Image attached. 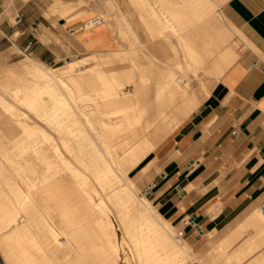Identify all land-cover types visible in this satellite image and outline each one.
Segmentation results:
<instances>
[{
    "label": "bare ground",
    "instance_id": "1",
    "mask_svg": "<svg viewBox=\"0 0 264 264\" xmlns=\"http://www.w3.org/2000/svg\"><path fill=\"white\" fill-rule=\"evenodd\" d=\"M124 22L114 34L131 47L118 61L94 52L89 66V56L60 67L30 54L10 65L0 60V264H118L124 247L125 264L195 258L151 200L138 196L134 180L156 165L153 153L165 138L208 101L207 76L219 80L227 66L205 62L183 39L185 26L170 24L175 16L156 35L145 22L151 39L176 34L182 53L173 70L159 68L150 95L144 87L152 77L138 75L131 55L138 36L129 31L131 19ZM65 44L83 49L75 37ZM259 223L264 228V219Z\"/></svg>",
    "mask_w": 264,
    "mask_h": 264
},
{
    "label": "crops",
    "instance_id": "2",
    "mask_svg": "<svg viewBox=\"0 0 264 264\" xmlns=\"http://www.w3.org/2000/svg\"><path fill=\"white\" fill-rule=\"evenodd\" d=\"M218 1L225 3L223 13L251 49L239 56L231 36L219 25L185 26L183 39L205 62L219 61L227 67L211 100L182 121L153 153L165 159L164 171L160 172L159 181L147 184L166 219L183 232L193 253L204 248L206 233L226 232L233 223L243 222L257 204L264 203V0ZM132 4L139 7V19L144 23L162 24L172 16L177 22L212 23L200 16L183 21L179 10L173 8L166 10L169 17H161L155 10H146L144 0H133ZM207 4L214 1L198 0L191 6ZM160 5L164 6V1ZM122 13L125 24L130 14L126 10ZM90 16L94 13L86 11L74 20H60L55 27L38 10L37 24L27 18L22 25L30 34L34 24L37 28L43 24L55 32ZM21 17L18 14L16 23L22 21ZM159 29L161 26L155 28ZM74 37L85 51L116 46L114 31L105 22ZM93 41L99 44L92 45ZM69 50L78 53L74 48ZM173 152L178 156L168 159ZM191 220L200 232L188 223Z\"/></svg>",
    "mask_w": 264,
    "mask_h": 264
},
{
    "label": "rangeland",
    "instance_id": "3",
    "mask_svg": "<svg viewBox=\"0 0 264 264\" xmlns=\"http://www.w3.org/2000/svg\"><path fill=\"white\" fill-rule=\"evenodd\" d=\"M131 1L132 0H0V60L2 59V62L10 65V63L15 64L21 59L25 58L27 54H30L32 57L37 58L45 65L60 67L71 61L72 59H76L77 57L86 58L89 56L88 58H86L87 61L85 63L86 66H89L91 64L90 56L92 55V52H94L100 55L103 60L111 59L114 61H118L124 56V51L130 50L129 47H131V45L129 44L127 46H124L123 44L127 41L120 37H116V46L108 50L85 51L84 49H82L78 50V53H74L69 50L70 47L64 43L67 42L68 38H74V36L78 34L73 33V35H71L72 32H70L69 30L75 28V26H77L82 21L68 26L65 30H57L55 32L50 31L43 24H39L38 28L34 24L30 29L32 32L31 34L29 33V29L24 30L25 26L22 25V23H24L23 20L29 18V20L35 21V23L37 24L36 17L38 10L42 13V16L55 27L59 25L58 22L60 20L62 21L63 19L68 22V17L72 18V16L76 15L78 12L81 13L82 11L83 13H78L79 15H82L86 11H92L94 13V16L102 17L105 20V23L110 28H112L113 31H116L114 30V28L117 25L124 27L121 17L123 16L122 12L126 10V12L130 14L131 18V29H129V31L136 33L138 36L137 44H135L136 46H133V52L135 53L131 55L134 59L135 65L137 66L138 75L144 74L152 77V79L149 77L152 82L151 85L148 87H144V89L149 90L150 95H152V91L155 90V81L158 79V77H156L158 76V73L164 72L162 68H164L165 71L173 70L172 68L175 67V62L179 59V61H181L180 55L182 53L180 51L178 42L179 40H177L178 37L175 36L176 34L171 35L172 37L170 39L164 41L156 40L155 38H149L148 33L150 29L148 30L147 27L145 29L144 22L139 19V7H137L136 4H132ZM144 1L147 4L146 10L148 9L149 12H153L155 10L161 17H169L170 15L166 10L168 8H173L179 10V17L183 19V21L186 17L196 18L197 16L212 21V23L176 22L170 23L171 25L195 27L219 25L221 28H225L229 36H231V42L235 43L234 47L237 52H239V56L242 53L246 52L248 49H251L243 40L241 35L242 33L240 34V30H238V28L233 25L223 13V6L225 4L224 2L212 0L214 1V4L192 7L191 5L196 1L198 2V0ZM159 1H164V6L160 5ZM196 10H205L206 12L210 11L213 13L198 14L195 12ZM17 14H20L22 16V21L19 23H16L15 19ZM91 17L93 16L83 18L82 20H87ZM148 24L153 26V29L151 28L153 30V35L157 34L155 28L162 26L161 23L155 21H149ZM198 31L201 32L202 30ZM120 35L121 34L119 33V36ZM117 42H122V44H117ZM157 43H162V46H159ZM169 43L176 44L174 47V49L176 50L175 53L169 52L171 51ZM39 44H41V47L39 46ZM178 49L179 51H177ZM146 51L148 54H145ZM179 52L181 54H179ZM52 56L54 57V59H51ZM239 56H237V58ZM159 68H161L163 71H160ZM178 71L176 70L177 75L180 74V69ZM198 71L199 74L204 75V73H202L203 69H198ZM151 74L154 75L151 76ZM207 77H209V81L212 82L210 98L208 99L209 101L215 93L221 77L219 78V80L212 74H209ZM208 101H203L199 105V107L204 105ZM177 156L178 153L173 152L168 157V159L176 158ZM156 159V165H153L149 170H147V172H145V175L139 176L134 181H136V184L138 186V196L148 197L154 204L155 208L161 212L163 217H165L161 207H159L158 205V202H155L156 196L154 192L146 193L147 184L152 183L153 181H159L160 172L164 171L165 159L157 157ZM259 206L260 203L255 206L253 211L258 210ZM253 211L251 212V214L253 213ZM109 217L116 227L117 235L121 236L120 231L118 230V222L116 218L112 213H109ZM246 219L243 222L233 223L226 232L218 233L216 231H212L206 233L207 242L202 251L200 253H195L196 259H192V257L186 256L184 264H194L195 261H197L199 264H264V228H262L259 223V220L264 219V216L256 211L252 215V217L247 219V221ZM174 231L175 237L178 241H180V238L184 240L183 236H179L177 234L179 230L175 226ZM123 250L120 251L118 264H125L123 262V256L125 254L127 256H130L127 247H124ZM132 261L133 260L130 258L131 264H133Z\"/></svg>",
    "mask_w": 264,
    "mask_h": 264
},
{
    "label": "built area",
    "instance_id": "4",
    "mask_svg": "<svg viewBox=\"0 0 264 264\" xmlns=\"http://www.w3.org/2000/svg\"><path fill=\"white\" fill-rule=\"evenodd\" d=\"M15 18L18 20V14L16 15ZM103 22H105V20L102 17L93 16V17L87 19L86 22L79 23L77 26H75V28L71 29L70 32H72V33L85 32L86 30L92 29V28L102 24ZM148 192H150V186L146 187V193H148ZM259 208L264 212V203L261 204L259 206ZM188 223L191 224L192 226H195L196 230L198 232L201 231V229L197 225L194 224L193 220L189 221ZM182 233L183 232L181 230L178 231L179 236H182Z\"/></svg>",
    "mask_w": 264,
    "mask_h": 264
}]
</instances>
